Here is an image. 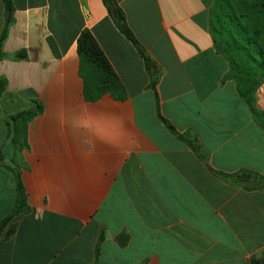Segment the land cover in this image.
Wrapping results in <instances>:
<instances>
[{
  "label": "crops",
  "instance_id": "obj_1",
  "mask_svg": "<svg viewBox=\"0 0 264 264\" xmlns=\"http://www.w3.org/2000/svg\"><path fill=\"white\" fill-rule=\"evenodd\" d=\"M153 58L157 94L138 49L103 0H11L0 57V219L20 171L30 210L0 238V264H248L264 254V82L253 108L238 94L209 31L213 0H116ZM5 4L0 0V33ZM91 30L127 97L85 99L76 38ZM42 110L13 143L8 113ZM157 100V101H156ZM194 134L198 155L161 121Z\"/></svg>",
  "mask_w": 264,
  "mask_h": 264
},
{
  "label": "trees",
  "instance_id": "obj_2",
  "mask_svg": "<svg viewBox=\"0 0 264 264\" xmlns=\"http://www.w3.org/2000/svg\"><path fill=\"white\" fill-rule=\"evenodd\" d=\"M3 1L5 4V21L0 33V57L5 55L13 58L24 57L26 56L25 49L10 53L3 51L2 43L13 18L11 0ZM103 1L116 26L132 41L143 57L150 78L149 85L156 95L158 72L153 58L145 51L131 31L117 1ZM208 23L213 46L228 63L224 77L234 80L238 94L254 110L256 89L264 82V0H213L209 9ZM76 47L85 99L94 100L103 93H109L119 99L126 98L127 91L122 80L89 28L84 27L80 30L76 38ZM4 88L5 79L0 77V95ZM28 101L27 107L8 113L5 117L9 136L13 143L21 144L24 141L28 122L43 108V103L36 97H30ZM156 112L165 126L178 139L189 145L198 155H203L197 137L189 132L179 131L162 115L158 102H156ZM216 172L226 179L243 184L247 188L264 187V176L246 169L232 173ZM11 173L14 178L16 197L10 211L0 219V238L12 235L16 229L17 215L30 210L20 171L16 167H11ZM87 264L100 263L94 261ZM248 264H264V254L259 257H252Z\"/></svg>",
  "mask_w": 264,
  "mask_h": 264
}]
</instances>
